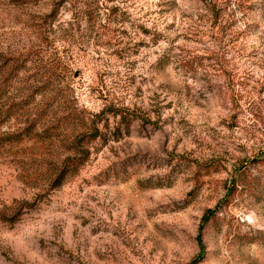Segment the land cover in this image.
<instances>
[{
  "label": "rangeland",
  "instance_id": "374dc122",
  "mask_svg": "<svg viewBox=\"0 0 264 264\" xmlns=\"http://www.w3.org/2000/svg\"><path fill=\"white\" fill-rule=\"evenodd\" d=\"M0 264H264V0H0Z\"/></svg>",
  "mask_w": 264,
  "mask_h": 264
}]
</instances>
